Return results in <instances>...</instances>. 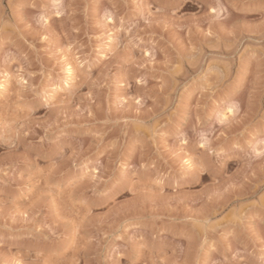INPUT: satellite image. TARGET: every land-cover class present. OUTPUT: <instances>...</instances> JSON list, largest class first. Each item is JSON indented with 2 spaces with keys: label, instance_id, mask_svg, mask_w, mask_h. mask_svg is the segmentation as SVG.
I'll return each instance as SVG.
<instances>
[{
  "label": "rangeland",
  "instance_id": "374dc122",
  "mask_svg": "<svg viewBox=\"0 0 264 264\" xmlns=\"http://www.w3.org/2000/svg\"><path fill=\"white\" fill-rule=\"evenodd\" d=\"M0 264H264V0H0Z\"/></svg>",
  "mask_w": 264,
  "mask_h": 264
}]
</instances>
